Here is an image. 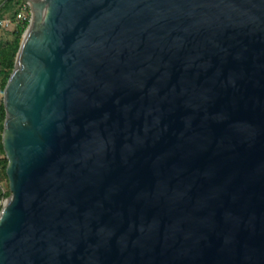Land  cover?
I'll return each mask as SVG.
<instances>
[{"label":"water","instance_id":"95a60500","mask_svg":"<svg viewBox=\"0 0 264 264\" xmlns=\"http://www.w3.org/2000/svg\"><path fill=\"white\" fill-rule=\"evenodd\" d=\"M24 1L0 264H264V0Z\"/></svg>","mask_w":264,"mask_h":264},{"label":"trees","instance_id":"16d2710c","mask_svg":"<svg viewBox=\"0 0 264 264\" xmlns=\"http://www.w3.org/2000/svg\"><path fill=\"white\" fill-rule=\"evenodd\" d=\"M25 3L23 0H0V20L10 19L15 23L14 30L10 34L11 39L5 43H0V91L6 86V83L13 71L15 58L22 40V36L26 31L29 21L18 22L16 20L17 14L24 9ZM18 8L13 12L14 8ZM28 10V9H27ZM27 12V11H26ZM7 14H12L9 18L6 17ZM5 121V110L3 107L2 100L0 101V177L7 183L6 167L7 159L5 157L3 147H2V132ZM9 189L6 190L4 197H9ZM1 197V190H0Z\"/></svg>","mask_w":264,"mask_h":264},{"label":"built area","instance_id":"2783aa9c","mask_svg":"<svg viewBox=\"0 0 264 264\" xmlns=\"http://www.w3.org/2000/svg\"><path fill=\"white\" fill-rule=\"evenodd\" d=\"M27 9H28V5L27 6L24 5V9L17 14L16 20L18 22H25L27 20L29 21L30 15H29V10H27ZM14 25H15L14 22H12L10 19L0 20V28L1 29L9 28V27H12ZM0 190H1V197H0V208H1L3 200L7 199V198L4 197L5 190H3L1 188V185H0Z\"/></svg>","mask_w":264,"mask_h":264},{"label":"rangeland","instance_id":"374dc122","mask_svg":"<svg viewBox=\"0 0 264 264\" xmlns=\"http://www.w3.org/2000/svg\"><path fill=\"white\" fill-rule=\"evenodd\" d=\"M23 2L25 3V6H27V4H26V2L23 0ZM18 8L16 7V8H14L13 9V12L15 11V10H17ZM28 10H29V15H30V9H29V6H28ZM12 14H7V16L6 17H10ZM15 24V23H14ZM14 30V26H12V27H9V28H4V29H1L0 28V43H5L6 41H8V40H10L11 39V36H10V34L12 33V31ZM1 100H3V93H1V91H0V101ZM0 185H1V188L3 189V190H5V192H6V190L7 189H9V184H8V182L6 183L5 182V180L4 179H2L1 177H0ZM8 198V197H7Z\"/></svg>","mask_w":264,"mask_h":264}]
</instances>
